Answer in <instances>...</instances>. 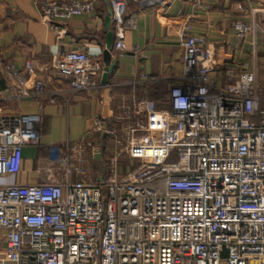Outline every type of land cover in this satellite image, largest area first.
Here are the masks:
<instances>
[{
  "label": "built area",
  "instance_id": "obj_1",
  "mask_svg": "<svg viewBox=\"0 0 264 264\" xmlns=\"http://www.w3.org/2000/svg\"><path fill=\"white\" fill-rule=\"evenodd\" d=\"M130 1L109 0L118 55L137 23L136 13L124 16ZM185 1L205 8V0ZM37 7L61 40L64 23L88 14L93 1L39 0ZM232 27L239 39L255 29L241 19ZM180 46L168 109L120 96L115 126L103 129L112 156L101 179L91 167L93 147L81 139L49 149L41 182L0 186V264H264V87L246 63L224 67L217 84L205 36ZM49 70L71 94L96 90L104 72L83 49L60 45L50 64L26 60L22 71L6 64L9 85L0 96H39ZM40 119L0 115V175L18 173L23 148L40 145ZM92 129L101 131L99 120ZM122 159L134 164L125 168Z\"/></svg>",
  "mask_w": 264,
  "mask_h": 264
},
{
  "label": "crops",
  "instance_id": "obj_2",
  "mask_svg": "<svg viewBox=\"0 0 264 264\" xmlns=\"http://www.w3.org/2000/svg\"><path fill=\"white\" fill-rule=\"evenodd\" d=\"M38 1L0 0V91L9 85L3 72L6 64H13L17 71L23 70L26 60L50 64L60 45L65 50L83 49L103 70L104 51L110 45L114 67L106 76L105 72L97 74L96 90L71 94L67 80L49 70L43 75L46 85L39 96H0V115H41L40 145L23 148L19 172L0 175V186L41 182L49 149L81 139L93 147L91 167L97 179H101L106 174L103 159L112 156V137L104 130L115 126L112 118L120 96L147 97L158 108L168 109L169 88L182 71L180 40L187 36L207 38L208 55L215 60L213 77L217 84L224 80V67L246 63L247 70L254 71L264 87V0H205L202 9L185 0H162L164 5L149 0L130 1L124 16L136 13L137 23L124 33L123 55H118L113 47L115 26L109 0H92L93 8L88 14L65 22L61 40L42 19ZM238 4L242 10L237 8ZM257 7L262 10L251 13L250 8ZM236 19L255 25L244 39H239L232 27ZM35 78L29 77L28 87ZM51 99L55 103H50ZM95 120L100 121L101 131L92 129ZM48 175L57 173L50 170ZM71 180L76 178L72 176Z\"/></svg>",
  "mask_w": 264,
  "mask_h": 264
},
{
  "label": "water",
  "instance_id": "obj_3",
  "mask_svg": "<svg viewBox=\"0 0 264 264\" xmlns=\"http://www.w3.org/2000/svg\"><path fill=\"white\" fill-rule=\"evenodd\" d=\"M109 49H110V45H108L106 50L104 51V61L106 64V68L104 69L105 76L107 75V73H111L114 67V63L111 62V55Z\"/></svg>",
  "mask_w": 264,
  "mask_h": 264
},
{
  "label": "rangeland",
  "instance_id": "obj_4",
  "mask_svg": "<svg viewBox=\"0 0 264 264\" xmlns=\"http://www.w3.org/2000/svg\"><path fill=\"white\" fill-rule=\"evenodd\" d=\"M107 162H108V158L104 157V159H103V165L106 167V169H107ZM121 163L124 165L125 168H127V166L129 168V167H131L134 164V162H133V164H131V162H130L129 159H122L121 160ZM94 174H95V172H94Z\"/></svg>",
  "mask_w": 264,
  "mask_h": 264
}]
</instances>
